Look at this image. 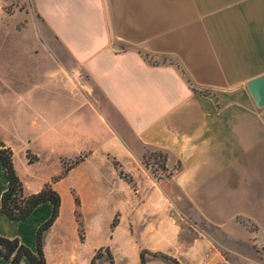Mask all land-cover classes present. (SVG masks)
Wrapping results in <instances>:
<instances>
[{"label": "crops", "instance_id": "crops-1", "mask_svg": "<svg viewBox=\"0 0 264 264\" xmlns=\"http://www.w3.org/2000/svg\"><path fill=\"white\" fill-rule=\"evenodd\" d=\"M32 4L57 65L51 81L67 96L64 114H30L22 166L46 151L54 169L24 177L15 137L0 138L13 148L28 193L47 181L61 193L45 236L47 264H92L102 247L114 264H139L143 248L170 256L146 253L145 264H264V105L247 85L264 74V0ZM28 27L15 24L33 40ZM182 68L208 91H195ZM146 146L167 152L166 173L145 164ZM7 186L0 159V235L35 250L53 204L10 219L1 209ZM0 264H9L2 254Z\"/></svg>", "mask_w": 264, "mask_h": 264}, {"label": "rangeland", "instance_id": "rangeland-1", "mask_svg": "<svg viewBox=\"0 0 264 264\" xmlns=\"http://www.w3.org/2000/svg\"><path fill=\"white\" fill-rule=\"evenodd\" d=\"M15 24L19 30L23 29V25L29 24L33 40L18 33ZM38 29L32 0H0V73L9 80L15 78L13 85H10L0 77V131L7 137H15L18 165L24 177L28 178L33 173L43 176L54 169V164L47 161L49 153L46 151V157L43 156L44 159L30 169L22 166L26 156L22 137L32 130L33 124L30 114L36 112V118L40 121L43 112H50L52 117L64 114L60 112L59 104L64 103L67 96L63 86L51 81V72L57 65L51 60L53 55L45 53L44 46L47 44L38 35ZM83 113L91 115V112H69V116L76 117ZM162 151L153 146L145 147L144 162L157 174L166 173L159 165ZM67 202L66 199V204ZM189 205L190 203H186L185 208ZM203 225V222L198 223V227ZM261 256L263 257V253Z\"/></svg>", "mask_w": 264, "mask_h": 264}, {"label": "trees", "instance_id": "trees-1", "mask_svg": "<svg viewBox=\"0 0 264 264\" xmlns=\"http://www.w3.org/2000/svg\"><path fill=\"white\" fill-rule=\"evenodd\" d=\"M144 53L146 56L149 55L148 52ZM181 70L186 74L184 68ZM187 80L195 91H208V89L198 86L189 75H187ZM0 159L2 160L8 173V186L3 191L1 196V209L8 218L25 219L40 203L44 201H50L53 204L51 215L39 226L37 230V247L35 250L23 243L18 237L0 235V254L9 260V264H20L21 259L24 256L29 258L30 264H47L45 253V236L47 231L50 229L60 214V208L62 204L61 193L54 188L52 182L50 181L45 182L40 190L28 193L25 188V183L17 172L15 166L14 150L1 138ZM81 159L82 157L78 156L75 160H73L71 165L78 163ZM159 159V165L161 168L166 170L167 152L162 151ZM76 202L79 205L80 201L78 197H76ZM78 216H80L79 211ZM117 221L118 218L116 216L114 224H116ZM146 253H152L154 255H161L166 258H170V256L164 252H152L146 248H143L141 250V261L139 264L146 263ZM105 258L109 260L110 264H114V257L112 252H110L109 247L100 248L92 257L91 263L102 264Z\"/></svg>", "mask_w": 264, "mask_h": 264}, {"label": "water", "instance_id": "water-1", "mask_svg": "<svg viewBox=\"0 0 264 264\" xmlns=\"http://www.w3.org/2000/svg\"><path fill=\"white\" fill-rule=\"evenodd\" d=\"M247 85L256 103L264 105V74L252 78Z\"/></svg>", "mask_w": 264, "mask_h": 264}]
</instances>
